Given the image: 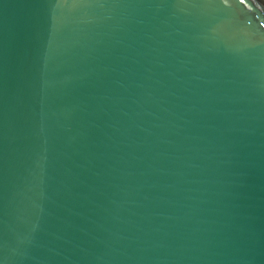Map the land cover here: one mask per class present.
<instances>
[{"label":"water","instance_id":"obj_1","mask_svg":"<svg viewBox=\"0 0 264 264\" xmlns=\"http://www.w3.org/2000/svg\"><path fill=\"white\" fill-rule=\"evenodd\" d=\"M0 264H264V0H0Z\"/></svg>","mask_w":264,"mask_h":264}]
</instances>
